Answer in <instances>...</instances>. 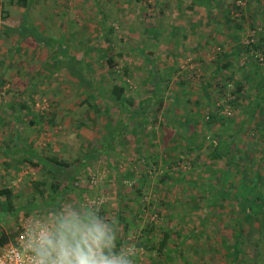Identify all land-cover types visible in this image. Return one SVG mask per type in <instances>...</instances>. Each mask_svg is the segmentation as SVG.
<instances>
[{
    "label": "rangeland",
    "instance_id": "1",
    "mask_svg": "<svg viewBox=\"0 0 264 264\" xmlns=\"http://www.w3.org/2000/svg\"><path fill=\"white\" fill-rule=\"evenodd\" d=\"M8 1L0 0V188L10 189V196L0 199L2 206L8 205L7 212L0 207V233L18 234L31 219L82 205L96 214L102 205V218L111 223L117 210L132 205L124 197L130 196L145 204L143 216L130 224L126 237L129 244L124 249L133 264H152L143 250L130 245L146 221L173 228L169 246L175 250L180 243L177 233L195 231L179 244L176 259L160 257V264H230L227 238L233 239V221L240 217L234 202L209 204L215 191L227 188V166L224 159L214 161L206 154L209 145L218 143L226 150L228 141L241 152L240 166L252 173L259 167L264 177V161L256 166L264 154L259 123L264 54H244L252 38L264 36V0H237L241 11L231 10L229 17L224 8L231 0H207L205 6L194 0H31L26 10ZM22 17L46 38H56L57 44L41 45L12 33L10 28ZM74 33L78 34L71 41ZM231 51L236 52L232 66L217 71L216 65L226 61L218 55ZM110 55H115L113 68L106 62ZM64 56L74 59L87 83L69 75ZM115 85L122 87L127 102L111 98ZM238 85L241 92L235 99ZM255 101L257 108L252 107ZM211 111L218 118L206 130L204 120ZM183 127L197 136L194 146L202 145L190 155L184 154L187 141L176 139ZM145 151L158 158L146 159ZM247 151H253L251 161ZM198 153L203 154L201 160L191 168L185 159ZM42 156L71 163L58 174L63 187L80 179L60 203L51 200L48 185L54 178L32 164ZM175 156L183 160L174 163ZM6 160L13 166L6 167ZM164 173L169 178L180 173L197 185L217 184L206 192L186 190L177 181L164 196L166 187L159 182ZM220 173L224 180L218 181ZM141 174L148 175V182L138 186L140 196L134 187ZM36 182L44 184L36 190ZM85 187L88 193L80 194ZM259 188L264 190V180ZM256 216L246 221L245 253L239 264H264V221ZM116 226L120 238L122 225Z\"/></svg>",
    "mask_w": 264,
    "mask_h": 264
},
{
    "label": "trees",
    "instance_id": "2",
    "mask_svg": "<svg viewBox=\"0 0 264 264\" xmlns=\"http://www.w3.org/2000/svg\"><path fill=\"white\" fill-rule=\"evenodd\" d=\"M194 1L196 3H202L204 6L208 4L207 0H205L206 2H203L202 0H194ZM235 1L237 0H231V2L229 3V6L227 8H224L227 13L225 15L226 17L227 15L229 17L231 10L232 11L239 10V12L241 11L238 5L235 4ZM30 2L31 0H9L8 1L10 5H16L18 7L24 8L25 10L28 9ZM216 6L217 8L219 7V5H216ZM219 8L222 10V7H219ZM4 12H5L4 16L8 17V12L7 11H4ZM229 22L230 21L228 19L227 23ZM232 27H236L238 29L240 25L238 26L232 25ZM10 30L12 31V33L19 35L21 39L31 38L32 40H34L35 42L41 45H46V46L53 45V44L56 45L58 41L56 40V38H50V37L46 38L42 33H40L37 30L36 27L28 23L26 17L24 18L22 17L20 22L16 24V27H13L12 29L10 28ZM112 32H113V28L109 27L108 34H111ZM77 34L78 33H74L72 36H70L71 41L76 37ZM234 36L236 37V33ZM106 41L111 42L112 38H108ZM86 42H90V41L87 40ZM59 46L60 45L58 44V47ZM59 49L61 50V47ZM251 52L252 53L257 52V53H260L261 55L264 54V36H259L257 39L252 38V41L247 43L246 48L244 50V54H249ZM234 54H236L235 51L225 52L222 54L220 53L218 57L221 59L222 56H224L226 57L225 59L226 61L223 64L216 65L215 69L217 71H220L221 69H225V68L228 69L229 67H231L232 66L231 58ZM116 55L119 57L122 56L121 53H117ZM64 57L67 58L66 67H67V71L69 75L72 77H76V78L78 77V80L81 83H87V80H85L82 77V75L79 74L80 68L78 69L74 65V59L67 57V56H64ZM114 57L115 55H110L106 58V62L108 66L111 68H113L116 65V60L114 59ZM218 57L216 58L218 59ZM153 64H152V69L155 68V65ZM232 77H233V73L228 74L227 80L228 81L232 80ZM156 87L158 88L157 91H159L160 84L157 83ZM239 91L241 92V87L238 85L237 90L235 91V93L237 94L235 96V99L238 98ZM122 92H123L122 87L115 85L112 88V92L110 96L112 99L116 101L127 102ZM258 105L259 104L257 103V101H255V103L252 104V107L255 106L257 108ZM161 106L162 104L161 102H159L156 108L157 113L160 112ZM258 109H260V107ZM260 111L263 112L262 119L259 121V123L261 124V130H262L261 141L264 142V110L260 109ZM135 114H139V113L135 111ZM208 114L209 116H206V119L204 120V124L206 125L205 127L207 128L206 130H208L212 122H214L218 118L217 112L211 111ZM132 116L136 117L135 115H132ZM221 119L222 120L224 119L223 116L221 117ZM187 122L188 121L185 120L184 126L187 125ZM182 129H183L182 131L183 133H181L180 136L177 137L176 139L183 138L187 141V145L186 146L184 145L185 146L184 154L190 155L194 152L195 148H200L202 147V145H200L199 147H197V145L194 146V141L197 139L196 138L197 136L195 137L194 135L189 134V132H186L184 127ZM209 134H211V130L209 131ZM209 136L212 137L214 135L211 134ZM204 137H207V135H205ZM203 142L207 143L208 141L204 139ZM231 147L232 146L228 141H227L226 150L221 149L219 143L215 147H213V145H209L208 147V148H211V151L207 153L206 156L208 158L210 157V159L214 161L219 160V159H224L226 166H227V170H226L227 176H225L227 178V188H225L226 190L223 189L224 191L223 190L215 191L217 195L216 194L213 195L212 197L209 198L208 201H209V204L212 205L214 202H216V200H220V201L226 200L227 202H234L236 206L235 212L237 213V216L240 217V219L237 218V220L233 221L232 228H236L237 230L235 231V234L233 235V239L227 238V257H228L227 260L229 261L230 264H239L241 261V257L245 253V251L242 249V244L245 239L244 231L246 228V221L251 222L252 218H254V215H257L258 218H262L261 220L264 221V190L263 188H259V184L262 183V181L264 180V177L258 171L259 167L253 173L248 172V166H246L243 169V167L240 166V163H241L240 150L238 148H235V147L231 148ZM30 153H29L30 159H32L31 158L32 153L31 154ZM252 153L253 151L252 152L247 151L245 153L247 159L250 161L252 160V157H253ZM202 155L203 154L198 153L194 158L188 157L185 160L189 162V165L191 168H194V167H197V163L200 162ZM145 158L146 159L154 158L156 160V158H158V154H151L147 152L145 155ZM45 160L46 162L43 163ZM176 160L182 161L183 158H180L179 156H175L172 159L174 163ZM261 161H264V154L262 155L260 159H258L256 166L259 165ZM32 164H34V166L35 165L41 166V168L43 167L44 169L47 170L46 172H48L50 176L54 178V180H52V183L48 185V187L52 190V195L54 196L53 197L51 195L52 201H53L52 198H57L60 203L62 199L65 198V195H67L71 190H76L75 186H73L72 183L73 182L78 183V181H80L79 178L75 177L70 185L67 184V185H64V187L62 184H60V181H58V177H59L58 174H61L63 170L67 169V167L70 168L71 163L65 160H62V159L54 158V157H46V156L43 157L42 156L38 160L32 161ZM168 167L172 168L173 165L169 164ZM180 171L181 170L177 172H180ZM188 173L190 174L192 173V171ZM223 175L225 174L220 173V175L218 176V181H220L221 179L224 180ZM135 180L137 181V186L134 185L136 186V188L134 187V189H135L136 194L140 195L141 189H139L140 187L138 186L145 185L148 182V175L141 174L139 175V177H136ZM177 181L183 182L185 184L186 190H197L198 189V190H202L206 192H211L212 190H214L217 184V183H210V182L206 183L205 182V183H201L200 185H197L193 181L185 180L183 175L180 173L178 177H170V178L168 177V175L164 173L163 176L161 175V178L159 180L160 185L166 187L165 190H162L164 192V196L168 194L167 189H170L172 185H174V182H177ZM40 184H44V183H40V182L35 183L36 190H38L37 188L38 186H40ZM79 191H80V194L88 193L86 187L83 189H80ZM9 196H10V189H8L7 187L0 188V199L1 198L6 199V198H9ZM122 197L123 196L121 195V198ZM124 197L125 199H127L128 203L131 202L132 205H123L124 206L123 208L116 211V218H115L116 224H121L123 232H124V235L120 238L117 237L118 231L116 233V237H117L116 246L118 249L126 248V246L129 244L128 243L129 240L128 238H126L129 232V228H130L129 226L132 222L135 223L134 220H136V218L143 216L142 207H144L145 205L139 200L136 201V199H134L133 197H130V196H124ZM149 204H152V202L150 201ZM164 205H165V201L160 203V207ZM7 206H4V205L2 206L0 202V207L4 209L6 212L8 209ZM58 208L59 207L55 208L54 212H58L59 211ZM155 212L160 214L159 209H156ZM103 214H104L103 206L101 205L100 209L97 211V215L102 217ZM177 220L181 221V217L178 218ZM172 231H173V228H170L168 226H164V227L160 225L156 226L154 225L152 221H146L143 227L140 229V232H141L140 236L136 237V239L132 241L130 245L132 249L138 248L139 250H143L144 251L143 253L145 254L143 255V257L147 259L148 261L152 262V264H160L158 260V258L160 257H163L166 261H171L173 258H175L174 254L177 252V248L178 246H180L179 244L180 243L182 244V242L186 240L187 238H192V235H194L195 233V231H192L189 234H178L177 233L176 235L178 236L180 243L176 245L175 247L176 250H175L169 246L171 242L170 238L172 235ZM16 235H17L16 231H12L9 233H0V247L8 244L10 241H13L16 238Z\"/></svg>",
    "mask_w": 264,
    "mask_h": 264
},
{
    "label": "clouds",
    "instance_id": "3",
    "mask_svg": "<svg viewBox=\"0 0 264 264\" xmlns=\"http://www.w3.org/2000/svg\"><path fill=\"white\" fill-rule=\"evenodd\" d=\"M26 229L24 254L31 264H133L130 252L116 246L115 221L87 206L36 217Z\"/></svg>",
    "mask_w": 264,
    "mask_h": 264
},
{
    "label": "built area",
    "instance_id": "4",
    "mask_svg": "<svg viewBox=\"0 0 264 264\" xmlns=\"http://www.w3.org/2000/svg\"><path fill=\"white\" fill-rule=\"evenodd\" d=\"M28 224L19 227L15 240L0 247V264H31L30 259L24 254V246L28 240L26 227Z\"/></svg>",
    "mask_w": 264,
    "mask_h": 264
},
{
    "label": "crops",
    "instance_id": "5",
    "mask_svg": "<svg viewBox=\"0 0 264 264\" xmlns=\"http://www.w3.org/2000/svg\"><path fill=\"white\" fill-rule=\"evenodd\" d=\"M33 154V153H32ZM31 157H32V155H31ZM6 163H5V166L6 167H12L13 165H12V162L11 161H5Z\"/></svg>",
    "mask_w": 264,
    "mask_h": 264
}]
</instances>
